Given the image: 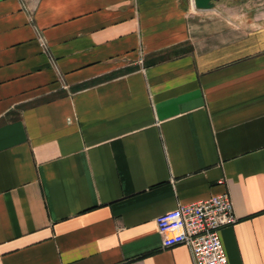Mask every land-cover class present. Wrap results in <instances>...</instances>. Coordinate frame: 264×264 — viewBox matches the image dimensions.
I'll use <instances>...</instances> for the list:
<instances>
[{
	"label": "crops",
	"instance_id": "obj_1",
	"mask_svg": "<svg viewBox=\"0 0 264 264\" xmlns=\"http://www.w3.org/2000/svg\"><path fill=\"white\" fill-rule=\"evenodd\" d=\"M0 0L2 264H195L156 218L228 193L264 264V0Z\"/></svg>",
	"mask_w": 264,
	"mask_h": 264
},
{
	"label": "built area",
	"instance_id": "obj_2",
	"mask_svg": "<svg viewBox=\"0 0 264 264\" xmlns=\"http://www.w3.org/2000/svg\"><path fill=\"white\" fill-rule=\"evenodd\" d=\"M237 220L228 193L182 204L156 218L164 247L189 246L195 264H228L220 229L235 224Z\"/></svg>",
	"mask_w": 264,
	"mask_h": 264
},
{
	"label": "water",
	"instance_id": "obj_3",
	"mask_svg": "<svg viewBox=\"0 0 264 264\" xmlns=\"http://www.w3.org/2000/svg\"><path fill=\"white\" fill-rule=\"evenodd\" d=\"M216 0H193L196 9H211L214 7Z\"/></svg>",
	"mask_w": 264,
	"mask_h": 264
}]
</instances>
